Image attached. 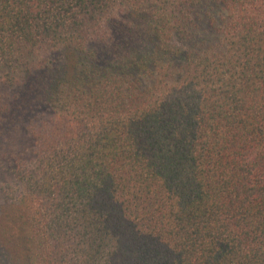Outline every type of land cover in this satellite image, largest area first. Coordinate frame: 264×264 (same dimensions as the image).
<instances>
[{"label": "trees", "instance_id": "trees-1", "mask_svg": "<svg viewBox=\"0 0 264 264\" xmlns=\"http://www.w3.org/2000/svg\"><path fill=\"white\" fill-rule=\"evenodd\" d=\"M0 264H264V0H0Z\"/></svg>", "mask_w": 264, "mask_h": 264}]
</instances>
